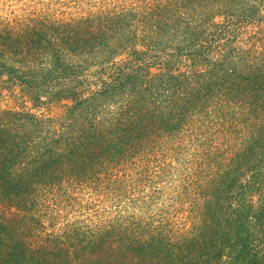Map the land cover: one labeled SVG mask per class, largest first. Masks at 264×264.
Returning a JSON list of instances; mask_svg holds the SVG:
<instances>
[{
    "label": "trees",
    "instance_id": "16d2710c",
    "mask_svg": "<svg viewBox=\"0 0 264 264\" xmlns=\"http://www.w3.org/2000/svg\"><path fill=\"white\" fill-rule=\"evenodd\" d=\"M73 1L0 14V264H264V0Z\"/></svg>",
    "mask_w": 264,
    "mask_h": 264
},
{
    "label": "rangeland",
    "instance_id": "374dc122",
    "mask_svg": "<svg viewBox=\"0 0 264 264\" xmlns=\"http://www.w3.org/2000/svg\"><path fill=\"white\" fill-rule=\"evenodd\" d=\"M76 6L77 5L74 4L73 0H0V14L5 17H8V16L13 17V16H18V15L21 16L22 14H28L29 12L32 13L34 10H36L37 12L38 11L47 12L51 16L52 15L58 16L62 11L66 13L75 12L76 10L74 9V7ZM15 104L16 102L14 98H8L7 96L0 97V107L1 108L6 109L10 107H15ZM59 112L60 111L58 108H54L52 110V114L54 115L59 114ZM139 167L145 168V166L143 167L139 166ZM169 174L170 176H168L165 179L162 178L161 180H155L157 183L159 182V184H162V186L167 187V189L163 193L164 199L160 200L159 204L164 203V207L168 206L170 210H172L170 213L181 214L183 211V207L179 205L175 206V203L174 202L172 203L173 201L172 197L175 196L177 192V186L179 187L182 186V183H180L179 180L181 176L185 178V168H181L179 169V171L170 170ZM125 185H127V183ZM123 188L124 187L122 186V190ZM131 193L134 194V196H132L131 198L137 197L138 192L134 193L131 190ZM129 194L121 195L118 193H114V194L112 193V194L107 195V192H105V194L102 195L100 199L96 198L95 200L90 201V202H94L96 200H101L104 202L103 205L100 206V208L95 207V209L91 211H86V213L94 214V210H97L98 213L96 214V216H99V217L104 213H107L108 216H110L111 214H115L116 210L114 206L110 205V202L114 203L113 201L114 199L112 197L115 196L117 201L121 202L123 200L125 201V198H127ZM80 198H82L84 200V203H86V200H87L86 197L80 196ZM170 198L172 199V201ZM55 200L56 199L52 198V201L55 203V206L58 208L57 209L58 214L59 213H60L59 215H61L62 213L63 215L69 214L68 219L70 220V222L73 221L74 217L77 216L78 214V210H79L78 206L73 202L65 203V204L61 203L63 208H65V210H61L60 207L56 204ZM171 204H173V206ZM103 210H106V211H103ZM49 223L52 224V227H49V231L58 230L63 224V222H59L58 219L55 220L54 222L55 225H53V223L51 222ZM175 226H181L179 219H178V222L176 221Z\"/></svg>",
    "mask_w": 264,
    "mask_h": 264
}]
</instances>
